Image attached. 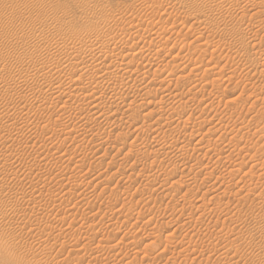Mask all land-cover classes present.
Instances as JSON below:
<instances>
[{
  "label": "rangeland",
  "instance_id": "374dc122",
  "mask_svg": "<svg viewBox=\"0 0 264 264\" xmlns=\"http://www.w3.org/2000/svg\"><path fill=\"white\" fill-rule=\"evenodd\" d=\"M0 264H264V0H0Z\"/></svg>",
  "mask_w": 264,
  "mask_h": 264
}]
</instances>
